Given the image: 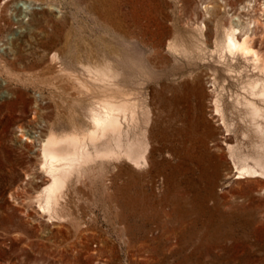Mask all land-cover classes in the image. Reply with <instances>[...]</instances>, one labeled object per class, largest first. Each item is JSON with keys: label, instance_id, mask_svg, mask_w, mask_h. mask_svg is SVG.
I'll list each match as a JSON object with an SVG mask.
<instances>
[{"label": "rangeland", "instance_id": "obj_1", "mask_svg": "<svg viewBox=\"0 0 264 264\" xmlns=\"http://www.w3.org/2000/svg\"><path fill=\"white\" fill-rule=\"evenodd\" d=\"M231 22L257 34L264 59V0H0V264H264V176L235 178L224 150L211 189L210 158L184 171L162 141L170 85L173 128L185 129L174 138L253 151L258 138H241L248 127L255 136L247 122L227 133L214 114L218 106L238 124L236 98L253 68L224 47ZM106 63L117 74L109 86L84 67ZM195 75L201 84L189 94ZM108 98L138 100V127L123 125L130 137L153 138V182L137 186L126 159L95 160L45 211L43 141L87 138Z\"/></svg>", "mask_w": 264, "mask_h": 264}, {"label": "bare ground", "instance_id": "obj_2", "mask_svg": "<svg viewBox=\"0 0 264 264\" xmlns=\"http://www.w3.org/2000/svg\"><path fill=\"white\" fill-rule=\"evenodd\" d=\"M230 24L224 29V47L232 54L239 55L246 62L245 64L253 65V68L247 74L248 82L244 85L243 94L236 98L241 111L238 124L235 119H228L225 114H222L218 106L214 114L221 116L227 133L241 131L243 122H247L246 126L251 127L255 136H250L248 127L247 132L242 131L241 138H258L254 142L253 151L245 152L229 144L228 139L193 138L192 134H190L191 138H181L185 129L173 128L174 120L180 116V112L177 114L179 97L175 96L176 91L170 85H166L163 92L165 127L162 141L166 155H178L184 171L194 169L201 155L204 154L205 160L210 158L209 168L213 171L208 172L207 180L211 189L214 188L220 174L219 169L225 159L224 150H229L231 162L236 165L239 175L235 178L264 176V59L254 49L253 44L257 34L252 32L250 34L248 30L239 29L233 22ZM84 67L93 73L95 82L98 84L109 86L117 78L116 72L109 63ZM200 84L199 75H195L192 86L185 84L186 91L193 94L195 91L193 87ZM216 103L220 104V102ZM140 108L138 100L112 98L102 100L99 102L98 109L92 112V127L88 130L87 138L69 134L52 136L43 141L41 168L48 176L49 182L41 191L39 199L43 202L42 208L45 211L51 213L58 206L59 195L73 174L81 173L84 167L95 160L122 161L126 159L134 171L137 186L142 187L144 181L153 182L154 164L150 157L154 148L153 138H147L145 133L143 137L138 135L130 137V129L125 130L123 125L130 120L132 128L138 127ZM207 127L209 128V125ZM237 127L240 130H237ZM190 131L192 132V126ZM175 134L181 137L174 138ZM30 141L33 140L30 139ZM209 143L213 144V148L209 146ZM212 149L216 152L212 153ZM162 163L168 165L169 161L164 158ZM204 166L207 169L206 164ZM226 177L229 179L232 176L227 174Z\"/></svg>", "mask_w": 264, "mask_h": 264}]
</instances>
